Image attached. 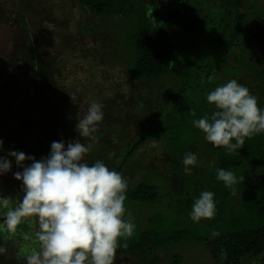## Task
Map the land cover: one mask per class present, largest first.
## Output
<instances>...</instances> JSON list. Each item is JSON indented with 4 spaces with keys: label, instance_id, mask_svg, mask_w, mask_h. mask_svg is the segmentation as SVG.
Segmentation results:
<instances>
[{
    "label": "rangeland",
    "instance_id": "obj_1",
    "mask_svg": "<svg viewBox=\"0 0 264 264\" xmlns=\"http://www.w3.org/2000/svg\"><path fill=\"white\" fill-rule=\"evenodd\" d=\"M258 4L264 6V0H258ZM26 26L36 45L37 79L49 85V91H46L49 97L54 98L58 90H65L63 92L72 100L79 98L81 102L77 105L79 112L76 111L75 119L82 118L93 102L101 104L104 112V118L92 137L83 138L75 130L69 137L53 138L54 141H63L65 146L76 140L91 144V150L84 157L85 162L91 165L100 160L109 169H114L131 147L125 142L144 136L145 141L139 148L143 149L129 158L121 175L128 185L139 182L153 184L160 199L153 202L125 200L124 219L135 224L134 234L153 224H162L164 239L174 235L206 237L213 236V232L226 233L248 225L245 215L239 213L236 216L238 209L226 207L222 199L215 201L214 218L201 219L199 223H193L189 218L195 199L202 191H211L210 186L215 183L209 175L214 168L215 150L204 139V133L193 126V120L213 111L206 96L223 84L218 73L212 75V81L201 78L194 88L181 89L185 77L194 76L193 68L201 60L198 57L191 64L181 63L177 72H169L159 79L128 81L121 65L124 57L126 59L124 40L119 39L113 25L102 23L84 12L79 0H0V57L7 62L19 60L22 73L26 70L22 56L32 52ZM83 26L84 30L96 35H85L81 31ZM0 94V104L6 108L5 92ZM173 97L175 99L170 102ZM23 112L19 110L20 114ZM13 119L4 120L8 122L10 131ZM33 125L35 128L23 126L16 135L17 139L6 145L4 151H21L36 160L46 157L50 149L41 150L39 140L35 142L37 145H29L34 135L42 138V125L36 119ZM8 129H0V139L3 133L7 136ZM35 146L38 150L33 153ZM189 152L195 153L198 161L191 174H186L182 159ZM5 155L6 152L2 155L0 150V156ZM7 158L12 162L11 170L0 178L6 183L18 181L13 173L22 169L16 166L13 157ZM24 163L28 165L31 161ZM21 193L23 198L24 193ZM26 226L23 222L18 229L23 228L32 234L33 228ZM187 228L192 231L185 232ZM16 239L19 241L18 237ZM158 254L160 264H170L175 256L182 257L181 264H216L206 243L191 238L169 242L158 250ZM114 264L138 263L128 255L120 254L116 255ZM242 264H264V254L248 255L242 259Z\"/></svg>",
    "mask_w": 264,
    "mask_h": 264
},
{
    "label": "trees",
    "instance_id": "obj_2",
    "mask_svg": "<svg viewBox=\"0 0 264 264\" xmlns=\"http://www.w3.org/2000/svg\"><path fill=\"white\" fill-rule=\"evenodd\" d=\"M79 5L102 23L113 25L119 39L124 40L126 59L124 57L121 65L128 81L159 79L169 72H177L181 63L191 64L199 57V64L193 68L194 76L187 75L181 89L194 88L201 78L218 73L223 84L236 79L247 87L257 98L258 106L264 108V6L259 5L258 0H79ZM81 31L88 36L96 35L84 30V26ZM26 32L32 52L22 56L25 72H20L19 60L7 62L0 57V93L5 92L7 104L6 108L0 104V129L9 127L4 120L15 118L12 131L8 129L7 136L3 133L5 146L17 139L23 126L34 127L36 119L42 125V138L34 135L29 145L39 140L41 150H46L50 149L53 138L69 137L75 131L78 120L75 115L81 100H72L63 92L65 90H58L54 98L49 97V92L46 93L49 85L37 79L36 45L27 26ZM19 110L24 112L20 114ZM15 112L19 116L15 117ZM144 141L141 135L136 141L125 142L131 147L121 162L110 170L121 174ZM210 146L216 154L214 168L209 174L215 182L210 186L214 200L222 199L226 207H236L235 215H245L248 225L215 237L174 235L164 239L163 225L153 224L138 234L133 233L130 238H121L116 255H128L138 264H160L159 249L169 242L189 238L204 241L216 264H242V259L248 255L264 254V134L246 139L244 146L235 153ZM37 150L35 146L33 153ZM219 168L230 170L238 180L240 177L243 180L226 187L216 179ZM158 199L159 193L153 184L128 185L126 200L153 202ZM188 231L192 229L185 230ZM181 262L182 257L175 256L170 264Z\"/></svg>",
    "mask_w": 264,
    "mask_h": 264
},
{
    "label": "clouds",
    "instance_id": "obj_3",
    "mask_svg": "<svg viewBox=\"0 0 264 264\" xmlns=\"http://www.w3.org/2000/svg\"><path fill=\"white\" fill-rule=\"evenodd\" d=\"M207 79L212 81L214 77ZM206 100L213 111L210 116L193 120V126L204 133V139L213 147L235 153L246 139L264 134V108L236 79L217 86ZM103 118L102 105L93 102L78 119L75 130L83 138L92 137ZM3 144L0 139V150ZM91 147L79 140L67 146L63 141H53L48 155L40 160L21 151H8L0 156V175L11 170L12 162L7 157H13L16 166L22 169L13 175L22 181L24 193L15 207L12 199L0 196V232L6 231L11 239L26 219L30 226L35 221L33 233H26L23 238L34 239L39 247L28 255L20 254L26 264H114L119 240L132 237L135 224L124 219L128 182L100 160L91 165L85 162ZM26 160L31 163L25 165ZM197 161L195 153H186L182 159L184 172L191 174ZM216 179L232 187L243 177L238 180L232 171L219 168ZM214 195L202 191L195 199L189 217L193 223L214 218ZM0 255L7 256L3 244Z\"/></svg>",
    "mask_w": 264,
    "mask_h": 264
},
{
    "label": "flooded vegetation",
    "instance_id": "obj_4",
    "mask_svg": "<svg viewBox=\"0 0 264 264\" xmlns=\"http://www.w3.org/2000/svg\"><path fill=\"white\" fill-rule=\"evenodd\" d=\"M7 143L2 148V155L3 151L6 148ZM7 153V151H4ZM22 181H15V182H4L0 178V196L8 197L12 199V206L15 207L16 203L22 200V189H21ZM5 185V186H4ZM5 188L6 190H4ZM2 219V218H0ZM24 223L27 225L26 227L30 228L34 226L35 221L32 220V225L30 226L29 220H25ZM23 229V228H22ZM18 229L15 236L11 239H8L7 232H0V244H3L7 249V256L0 255V264H26V261L20 254L28 255L34 249L39 247V243L37 241L28 240L22 241L24 234L27 232L25 230ZM29 234V233H27ZM22 236V237H21ZM19 238V241L16 238Z\"/></svg>",
    "mask_w": 264,
    "mask_h": 264
},
{
    "label": "crops",
    "instance_id": "obj_5",
    "mask_svg": "<svg viewBox=\"0 0 264 264\" xmlns=\"http://www.w3.org/2000/svg\"><path fill=\"white\" fill-rule=\"evenodd\" d=\"M130 142H131V141H129V143H130ZM142 149H143V148H141V149H139V148H138V150H137V151L139 152V151H140V150H142ZM159 199H160V198H159Z\"/></svg>",
    "mask_w": 264,
    "mask_h": 264
}]
</instances>
